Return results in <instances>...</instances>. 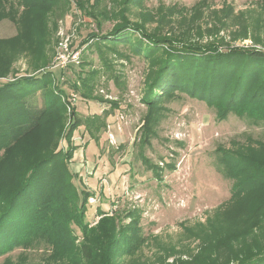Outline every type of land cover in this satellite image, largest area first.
<instances>
[{
  "label": "rangeland",
  "instance_id": "374dc122",
  "mask_svg": "<svg viewBox=\"0 0 264 264\" xmlns=\"http://www.w3.org/2000/svg\"><path fill=\"white\" fill-rule=\"evenodd\" d=\"M198 2L206 6V18L199 24L213 23L212 10L231 6L233 17L248 26L249 38L243 40L241 29L230 28L213 39L206 34L190 39L177 36L182 42L207 44L222 39L234 48L264 51V0H143L141 6L126 5V0H58L40 18L21 0H7L0 7V83H10L8 87L32 106L35 116L53 91L63 102L74 92L76 118L81 122L73 139L67 137L73 110L69 113L65 102L66 111L56 102L32 136L26 139L28 132H21L22 145L10 152L0 145V169L7 173L8 166L27 168L33 157L61 153L56 163L74 175L71 179L79 195L95 193L83 224L93 229L109 217L119 237L128 230L140 235L136 248L131 244L122 252L104 250L99 263L180 264L197 259L199 264H213L216 247L233 236L235 227L225 224L221 213L234 199L239 183L219 173L217 153L253 150L264 154V126L251 125L233 114L223 119L206 102L179 92L161 101L160 114L152 124L143 100L149 63L130 43L111 41L123 21L120 11L126 9L128 28L118 36L136 35L148 43L137 28L155 35L159 24L155 17L143 15L145 11L156 14L162 7L191 8ZM64 41L71 52H80V66L54 67ZM45 72L53 76L44 74L49 76L44 78L41 73ZM41 84L43 90L29 95ZM40 119L35 118L34 128ZM54 134L59 139H50ZM73 142V160L63 158ZM100 208L105 211L102 215L97 214ZM72 229L81 245V229L76 225ZM97 247L104 248L99 242ZM110 251L119 258L111 261ZM22 252L15 249L1 256L0 264L6 258L16 262ZM25 253L33 263L49 255L44 247Z\"/></svg>",
  "mask_w": 264,
  "mask_h": 264
},
{
  "label": "trees",
  "instance_id": "16d2710c",
  "mask_svg": "<svg viewBox=\"0 0 264 264\" xmlns=\"http://www.w3.org/2000/svg\"><path fill=\"white\" fill-rule=\"evenodd\" d=\"M6 1L0 0L1 8ZM21 1L31 14L40 18L58 0ZM142 1L126 0L125 4L141 6ZM205 7L204 3L198 2L191 8L176 5L162 7L156 9V14L145 11L143 15L155 17L153 20L159 24L154 31L155 35L137 28L148 43H144L136 35L118 36L121 30L128 28V25H124L126 9L118 12L123 21L116 29L119 33L111 41L130 43L135 53L143 56L149 63L150 69L145 80L147 91L143 97L148 106L147 118L153 124L160 114L161 101L179 92L206 102L223 119L233 114L246 119L251 125L264 126V51L234 48L222 39L201 44L189 40L182 42L177 38L180 36L190 39L196 34H206L212 38L230 28L241 29L240 37L243 40L249 38L248 26L238 16L233 17L231 6L212 10L213 23H205L204 26L199 24L206 18ZM95 8L94 3L92 9ZM100 15L106 14L102 12ZM228 19L234 23L227 24ZM2 71L0 65L1 76ZM44 74L51 73H41V76ZM47 77L49 76H44ZM9 84L0 83V145L7 147L8 152L18 144L22 145L25 137L34 134L45 114L56 107V102L66 111L65 103L53 91L52 95L46 96L45 108L40 111L39 116H35L32 106L17 98L18 91L10 89ZM33 88L28 92L31 96L45 86L41 84ZM72 110L67 135L71 139L81 125L76 118V107ZM35 118L41 119L34 128ZM56 128L58 127H52ZM24 130L28 134L20 139ZM50 139H59L58 134ZM74 144L73 142L69 146L70 151L67 150L63 158L73 160ZM51 148L50 146L48 150ZM237 152L239 153H217L216 168L219 173L225 178L235 177L239 185L234 199L221 213L222 221L235 227L233 236L228 242H221L216 247L212 261L213 264H264V154L253 150ZM46 154L33 157L34 162L27 168L8 166L7 173L0 169V257L15 249L23 250L21 259L15 262L6 258L4 264H104L106 260L100 263L98 261L101 257L99 253L105 252L104 250L116 248L115 250L121 251L131 244L136 248L140 235L135 230H128L129 232L125 231L119 237L121 233L114 230L109 217L102 218L93 229H88L83 224L89 199L95 193L83 191L79 195L72 183L74 175L71 171L69 173L68 170L59 168L56 163L61 158V153ZM104 212L100 208L97 214ZM72 225L81 229L84 238L81 245L77 244ZM98 242L104 248L97 247ZM37 247H44L49 253L41 263L29 261L25 253ZM109 255L111 261L119 258L113 255V251ZM180 264L199 263L195 259L181 260Z\"/></svg>",
  "mask_w": 264,
  "mask_h": 264
},
{
  "label": "built area",
  "instance_id": "2783aa9c",
  "mask_svg": "<svg viewBox=\"0 0 264 264\" xmlns=\"http://www.w3.org/2000/svg\"><path fill=\"white\" fill-rule=\"evenodd\" d=\"M68 41H64L60 43L59 50L62 51V53L58 55L56 59V65L54 67H59L62 70H66L67 67L69 68L70 64H75L77 66L81 65V58H80V52H71L68 47ZM78 99V96L72 92L68 95V98L64 101L67 104V109L69 113H71L72 109L76 107V101ZM93 200V198L91 199Z\"/></svg>",
  "mask_w": 264,
  "mask_h": 264
}]
</instances>
